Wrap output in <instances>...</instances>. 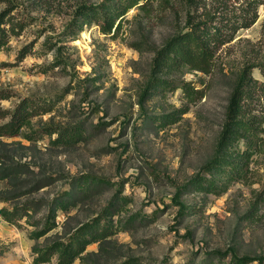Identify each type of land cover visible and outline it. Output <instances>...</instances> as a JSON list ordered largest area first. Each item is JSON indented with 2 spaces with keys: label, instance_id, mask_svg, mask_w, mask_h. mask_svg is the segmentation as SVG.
I'll list each match as a JSON object with an SVG mask.
<instances>
[{
  "label": "rangeland",
  "instance_id": "obj_1",
  "mask_svg": "<svg viewBox=\"0 0 264 264\" xmlns=\"http://www.w3.org/2000/svg\"><path fill=\"white\" fill-rule=\"evenodd\" d=\"M103 1L15 0L17 17L27 26L0 51V89L11 94L0 109L32 99L42 114L23 129L32 141L23 135L0 141L15 162L31 165L38 175L31 181L51 184L15 201L42 205L19 225L0 215V264H33L36 247L65 226L97 217L114 227L121 246L116 259L238 264L236 258H249L247 264H264V150L238 175L229 166L210 169L237 76L264 60V0H257V22L218 51L210 74L182 68L161 77L167 82L144 100L153 49L185 26L191 9L184 0H149L144 11L142 1L127 12L121 29L104 34L91 17L78 15L82 5ZM241 4L228 2L237 13ZM26 46L32 51L20 61ZM252 74L264 81L259 69ZM52 127L67 129L74 139L57 141V134H46ZM245 144L232 151L243 152ZM8 190L1 181L0 194ZM67 191L71 204L55 206L58 228L34 239L42 227L36 223ZM3 208L12 204L0 198Z\"/></svg>",
  "mask_w": 264,
  "mask_h": 264
},
{
  "label": "trees",
  "instance_id": "obj_2",
  "mask_svg": "<svg viewBox=\"0 0 264 264\" xmlns=\"http://www.w3.org/2000/svg\"><path fill=\"white\" fill-rule=\"evenodd\" d=\"M112 1L104 0L100 5L84 4L78 9V15L83 19L91 17L104 34H110L113 29L116 28L117 31L123 27L125 15L130 9L146 1L140 6L146 11L149 2L120 0L119 3L112 4ZM164 1L169 3V0ZM230 1L232 0H184L193 13L189 10L185 26L160 48L153 49L151 77L143 100L149 96L151 90L167 82L161 77L182 68L210 74L214 69L218 51L231 43L240 30L249 29L257 22V0H244L245 5L241 4L240 13H237L238 9H229ZM0 6L3 7L0 10L2 51L9 46L12 37L21 35L27 24L18 19V5L15 0H0ZM136 46L140 49L138 44ZM31 51V46H26L21 50L19 60H23ZM254 68L259 69L264 77V60L258 65L244 67L237 76L210 169L217 168L220 172L223 167L229 166L230 173L233 176L238 175L249 166V160L254 155L264 150V104L259 106V103L264 101V81L253 77ZM10 98L9 92L0 89V102ZM38 106L32 99H25L14 110L0 109V120L3 121L0 123V139H13L23 135V129L30 127L33 118L42 114ZM48 111L50 110H44L45 113ZM46 134H57V141L62 142H72L74 139V133L69 134L67 129L61 130L57 127L48 129ZM23 137L28 141L33 140L31 135ZM242 142H246L243 152L241 149L232 151ZM6 147L7 144L0 141V182L7 181L9 184V190L1 192L0 198L3 202H11L12 208H3L0 215L9 224L19 225L23 218L37 213L42 205L41 202L17 205L15 201L32 196L48 187L51 181H31L30 178L38 176L37 173L30 164L15 162L8 150L5 151ZM28 186L31 187L27 189ZM71 195L72 192L67 191L55 200L53 208L49 210V216L36 223L35 226L42 224V227L34 233V239L40 240L58 228L55 206L59 202L60 208L66 209L71 204ZM115 234L114 227L106 217H97L76 227L65 226L63 231L51 237L46 245L34 249L33 264H140L138 258H115L116 250L121 249L114 240ZM95 244L98 245V250L90 252L88 247ZM215 255L221 256L220 253ZM235 260L238 264L253 261L249 258Z\"/></svg>",
  "mask_w": 264,
  "mask_h": 264
}]
</instances>
